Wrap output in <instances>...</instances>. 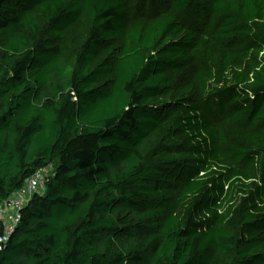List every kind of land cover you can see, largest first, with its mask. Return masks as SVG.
<instances>
[{"label":"trees","instance_id":"16d2710c","mask_svg":"<svg viewBox=\"0 0 264 264\" xmlns=\"http://www.w3.org/2000/svg\"><path fill=\"white\" fill-rule=\"evenodd\" d=\"M48 167L0 264H264V0H0V204Z\"/></svg>","mask_w":264,"mask_h":264},{"label":"built area","instance_id":"2783aa9c","mask_svg":"<svg viewBox=\"0 0 264 264\" xmlns=\"http://www.w3.org/2000/svg\"><path fill=\"white\" fill-rule=\"evenodd\" d=\"M51 167L36 171L23 186L0 204V222L3 225L1 243H5L20 222L21 211L36 194H42L49 180Z\"/></svg>","mask_w":264,"mask_h":264},{"label":"rangeland","instance_id":"374dc122","mask_svg":"<svg viewBox=\"0 0 264 264\" xmlns=\"http://www.w3.org/2000/svg\"><path fill=\"white\" fill-rule=\"evenodd\" d=\"M69 43L71 46L77 45L78 39L76 34H69ZM171 81L170 87L165 91V93L156 101L152 102L154 104L169 103V102H179L185 96L194 93V71L193 68L172 72L169 74ZM171 189L172 200L174 201L177 197V190ZM7 200V199H6Z\"/></svg>","mask_w":264,"mask_h":264}]
</instances>
